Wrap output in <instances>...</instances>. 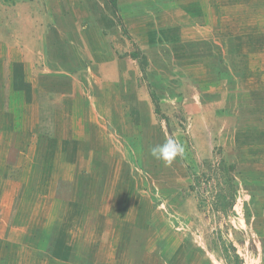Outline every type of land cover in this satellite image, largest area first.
I'll return each mask as SVG.
<instances>
[{"label":"rangeland","instance_id":"rangeland-1","mask_svg":"<svg viewBox=\"0 0 264 264\" xmlns=\"http://www.w3.org/2000/svg\"><path fill=\"white\" fill-rule=\"evenodd\" d=\"M232 246L264 264V0H0V264Z\"/></svg>","mask_w":264,"mask_h":264},{"label":"clouds","instance_id":"clouds-1","mask_svg":"<svg viewBox=\"0 0 264 264\" xmlns=\"http://www.w3.org/2000/svg\"><path fill=\"white\" fill-rule=\"evenodd\" d=\"M184 148L174 139H166V141L151 149V155L164 162L166 165H171L178 156H182Z\"/></svg>","mask_w":264,"mask_h":264},{"label":"crops","instance_id":"crops-1","mask_svg":"<svg viewBox=\"0 0 264 264\" xmlns=\"http://www.w3.org/2000/svg\"><path fill=\"white\" fill-rule=\"evenodd\" d=\"M112 64L113 61L111 62V64L104 63L100 65V73L103 77V80L105 81H119L125 75L124 73L120 72L121 68L119 69L116 64Z\"/></svg>","mask_w":264,"mask_h":264},{"label":"trees","instance_id":"trees-1","mask_svg":"<svg viewBox=\"0 0 264 264\" xmlns=\"http://www.w3.org/2000/svg\"><path fill=\"white\" fill-rule=\"evenodd\" d=\"M232 250H233V261L228 262V264H233L234 262H235V264H245L243 259H241V257L237 253L236 247L232 246ZM231 262H233V263H231Z\"/></svg>","mask_w":264,"mask_h":264}]
</instances>
